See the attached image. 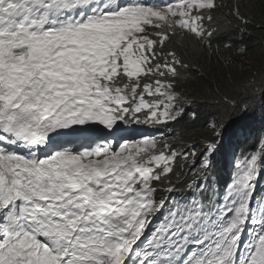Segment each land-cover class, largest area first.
<instances>
[{"label":"snow or ice","instance_id":"6c2138e0","mask_svg":"<svg viewBox=\"0 0 264 264\" xmlns=\"http://www.w3.org/2000/svg\"><path fill=\"white\" fill-rule=\"evenodd\" d=\"M249 8L0 0V264H264V141L212 175L228 126L264 108V63L208 81L207 134L118 131L195 123L184 84L248 51L229 33L264 34Z\"/></svg>","mask_w":264,"mask_h":264},{"label":"trees","instance_id":"16d2710c","mask_svg":"<svg viewBox=\"0 0 264 264\" xmlns=\"http://www.w3.org/2000/svg\"><path fill=\"white\" fill-rule=\"evenodd\" d=\"M242 2L250 5V8L245 9V11L250 10V13L258 22L261 16L264 15V4H262L261 0H242ZM229 35L240 40L241 43L247 46L248 51L243 56H241L245 59V61L241 65V61L238 58H235L234 60L236 63L230 66V68H226L222 64H217L215 57H213L212 63L210 65L206 62V60L201 61V63L205 65L206 80H189L184 84L186 90L193 93L197 97L196 103L191 106L190 111L193 109L196 110L199 114V118L195 123H193L190 119V116L186 115L185 119L180 122L176 132L184 130L207 134L210 126L209 122L211 121L212 116L219 110V105L215 100H204L199 98L201 92L207 89L208 81H220L223 78L230 76L231 79L225 82L235 83L241 77L246 76L249 72H255L260 69L262 63H264V34L258 31L255 27H251L247 30L242 39L239 37V32H232L229 33ZM234 54L235 53H233V58ZM221 55L227 56L228 53H221ZM240 124H251V129L254 131L255 129H258V126L261 131L256 130L255 132L256 135H260L262 132H264V108L257 107L255 111L249 113V115L243 120L229 125L227 130H231V128L235 130V127L239 126ZM241 138L242 145V142L246 140V137ZM213 172L216 173V175L219 174L216 171Z\"/></svg>","mask_w":264,"mask_h":264},{"label":"bare ground","instance_id":"6f19581e","mask_svg":"<svg viewBox=\"0 0 264 264\" xmlns=\"http://www.w3.org/2000/svg\"><path fill=\"white\" fill-rule=\"evenodd\" d=\"M180 122L182 121H179L178 123L173 125H169L168 128L161 129L159 131L147 128L145 126H131L127 128L121 126V129H119L118 131L119 134L125 138H137L141 133H151L153 135H157L159 134V132H163L164 134H168L176 132ZM241 137H246V140L242 142V145ZM262 141H264V132H262L260 135H256V132L251 129V124H240L239 126L235 127V130L232 128L231 130H226V148L214 157L213 171H216L219 174L216 175V173L212 172V175L214 174L219 180L223 179L229 181L231 173L235 170L236 161H243L244 155L251 151H254L253 149H256L259 145L261 146ZM233 147H235L236 150L234 151V153H231Z\"/></svg>","mask_w":264,"mask_h":264},{"label":"rangeland","instance_id":"374dc122","mask_svg":"<svg viewBox=\"0 0 264 264\" xmlns=\"http://www.w3.org/2000/svg\"><path fill=\"white\" fill-rule=\"evenodd\" d=\"M237 55H238V54H236V53L234 54V59H235V58H238L240 61H243V62L245 61L244 58H242V57L239 56V55L237 56ZM232 56H233V54H232ZM187 84H188V83H187ZM190 110H191V108L189 109V112H191ZM184 119H185V117H184ZM184 119H183V120H184ZM183 120H181V121H183ZM257 128H258V129H255V131H256V130L261 131V129H260L258 126H257ZM253 136H254V135H253ZM259 147H260V145H259L257 148H259ZM257 148H256V149H257ZM256 149H253V150H256ZM235 150H236L235 147H233V149L231 150V153H234ZM237 162H242V161H236V163H237ZM227 167H228V166H227ZM213 179L218 180V183L221 185V187H223V186L226 184V182H228V181L223 180V179H222V180H219L214 174H213ZM263 181H264V173L261 174L260 179H259L258 182H257V187H258V189H259L260 187L263 186Z\"/></svg>","mask_w":264,"mask_h":264},{"label":"clouds","instance_id":"9594fccd","mask_svg":"<svg viewBox=\"0 0 264 264\" xmlns=\"http://www.w3.org/2000/svg\"><path fill=\"white\" fill-rule=\"evenodd\" d=\"M185 43L187 44V41H185Z\"/></svg>","mask_w":264,"mask_h":264}]
</instances>
